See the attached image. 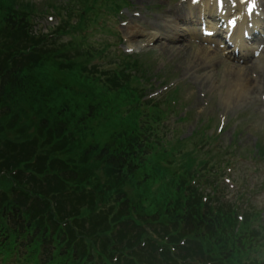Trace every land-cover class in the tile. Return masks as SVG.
Returning a JSON list of instances; mask_svg holds the SVG:
<instances>
[{"label": "trees", "instance_id": "obj_1", "mask_svg": "<svg viewBox=\"0 0 264 264\" xmlns=\"http://www.w3.org/2000/svg\"><path fill=\"white\" fill-rule=\"evenodd\" d=\"M18 8L15 0H0L3 30L14 33L0 42V173L10 179L9 188L0 189L2 259L14 254L26 264H258L261 232L250 228L255 216L244 212L242 219L219 200L214 186V196H204L187 174L175 178V188L163 184L174 165L172 151L183 149V142L168 150L159 107L149 116L125 75L114 77L112 87L131 91L128 118L121 115L126 104L76 92V79L87 80L89 72L84 77L83 70L61 64L54 54L57 39L34 33L36 24L19 16ZM64 31L71 28L56 30L59 36ZM67 92L81 98L76 109L86 114L78 121L69 118ZM97 119L98 127L89 129ZM180 155V164L192 162L189 154ZM160 182L159 197H150ZM129 183L140 188L138 196L125 190Z\"/></svg>", "mask_w": 264, "mask_h": 264}, {"label": "rangeland", "instance_id": "obj_2", "mask_svg": "<svg viewBox=\"0 0 264 264\" xmlns=\"http://www.w3.org/2000/svg\"><path fill=\"white\" fill-rule=\"evenodd\" d=\"M15 1L20 6L17 9L19 16L24 15L27 22L31 20L32 24H36L34 33L41 30L42 34L49 36L50 41L57 39L54 54L59 56L63 62L61 64L75 72L83 70L84 77L85 72H89L87 80L76 79V92L116 99V104H126L121 107V115L123 119L128 118L127 110L133 99L131 91L126 93L112 87L114 77L121 79L125 75L129 76L128 86L138 90V97L145 104L144 110L149 116H154L155 107H159L162 115L161 136L168 150L171 152L181 145L179 141L183 142V149L172 151L170 161L174 165L163 184H173L175 188V178L178 175L186 177L187 174V181L202 190L204 196H214L211 190L214 185L211 183H219L223 188L219 200H225L233 209L237 208L243 217L244 212H248L257 218L250 226L256 232H261V245L254 255V261L264 264V73L258 79L256 75L249 76L247 99L237 93L239 88L232 90L231 80L237 77L229 73L233 66L242 68L255 62L260 67L259 72L264 71V0H252L258 3L255 7H259L257 14L263 23L260 28L263 29L254 39L250 36L245 38L244 56L241 49L235 46L234 38L230 42L231 36L227 30L222 29L219 35L196 31L195 35L190 36L194 28L178 20L176 14L168 13L174 6L176 10L181 9L189 0ZM194 1L203 7L212 4L211 0ZM230 3L233 4V1ZM222 6H219L220 9ZM27 7L32 11L23 10ZM4 13L0 10V42L14 36V33L5 31L6 27L3 30L1 20ZM133 16L139 19L136 24L131 23ZM152 19L167 20L166 24L175 26L166 28L164 35L185 38L171 44L164 39L149 42L150 36L155 33L151 27L141 28L133 36L128 34L129 27L138 28L141 23L151 22ZM67 25L71 28L70 34L64 31L59 36L56 30L59 26ZM231 27L235 30L241 28L240 23L235 21ZM165 45L174 46L175 49L171 51ZM200 46L218 52L211 56V62L204 61L208 56L198 51ZM197 54L205 57H199L200 61H197ZM66 73L65 70L58 72V78L62 79ZM69 98V118L78 121L86 114L76 109L81 98L70 94ZM98 124L97 119L87 126L93 129ZM72 131L80 139L81 135L76 129L72 128ZM89 133L90 130L86 136ZM181 152L189 154L192 160L190 164L185 165L188 161L180 164ZM76 155L79 156V152ZM162 160L159 159L160 162ZM185 167L187 172L183 174L181 170ZM191 171L200 178L192 176ZM98 174H103V171L99 169ZM6 177L0 173L2 190H7L10 185V179ZM161 184L152 188L150 197H159ZM125 190L131 197L140 194V188L135 183H129ZM213 199L217 200L216 197ZM2 258L0 254V264H26L14 254Z\"/></svg>", "mask_w": 264, "mask_h": 264}, {"label": "bare ground", "instance_id": "obj_3", "mask_svg": "<svg viewBox=\"0 0 264 264\" xmlns=\"http://www.w3.org/2000/svg\"><path fill=\"white\" fill-rule=\"evenodd\" d=\"M233 1V4L230 2ZM212 4H210L208 7H203L201 4H195L194 0H189L187 3L183 5L181 9L176 10V6L168 11V13L176 14V18L178 20H182L186 24H189L192 28L193 33H190V36L195 35L196 31L207 30L214 32V35H219L222 29L227 30L229 35L231 36L230 42H232V38H234L233 42L235 46L239 49H241L242 56L245 55L242 51H245V33L248 32V37L254 39L255 36L259 33L258 31H261L263 29L260 28L263 26V23L260 22L259 16L256 11L252 13V15H249V8L255 5V3L252 0H211ZM217 4V7L216 5ZM224 4V6L220 9V5ZM258 4V3H257ZM264 5V2H263ZM184 9V10H183ZM245 10V12H244ZM184 11V12H183ZM238 14H241L240 16L236 17ZM230 17L231 20H229L230 25L232 24V19L236 17L237 21L240 23L241 28H238L236 30H233L230 28V26L227 25L228 18ZM138 17L133 16L132 22L133 24H136L139 19ZM167 20H156L152 19L151 22L145 21L144 23H141L138 28L135 26L128 28V34L130 36L136 35L139 33V31L142 29H148L151 27L152 29H155V33L150 36L149 42H157L161 40H165L166 43L171 44L175 41L183 40L185 36H171V35H164L166 34L165 29L166 28H175L173 25L166 24ZM162 31V32H161ZM189 31V29H187ZM173 32V31H171ZM203 34V33H202ZM165 43V42H164ZM166 48H170L171 51L175 49L174 46L165 45ZM200 53H205L208 58L204 61H210L213 59L211 56L217 55L216 50H209L206 49L203 46H200L198 49ZM236 56V53H233ZM233 57V55L231 54ZM199 57L203 58L202 54H197V61H200ZM210 57V58H209ZM202 61V62H204ZM233 70L229 72L231 75H235L237 78L231 80V86L232 90L237 91L239 88V91L237 93L242 95L244 99H247L249 95H247L246 89L250 86L249 83V76H255L257 79L259 78V75L261 74V78L263 77L264 71H260V67L258 66V62L252 63L251 66L247 67H236L233 66ZM228 84V83H227ZM248 86V87H247ZM253 94V93H252ZM230 99L227 100V103H229Z\"/></svg>", "mask_w": 264, "mask_h": 264}]
</instances>
